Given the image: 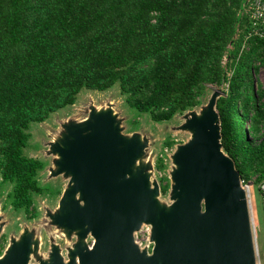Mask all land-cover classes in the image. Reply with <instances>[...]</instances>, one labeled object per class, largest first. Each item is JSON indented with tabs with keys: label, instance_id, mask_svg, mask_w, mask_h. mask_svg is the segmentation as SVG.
<instances>
[{
	"label": "trees",
	"instance_id": "1",
	"mask_svg": "<svg viewBox=\"0 0 264 264\" xmlns=\"http://www.w3.org/2000/svg\"><path fill=\"white\" fill-rule=\"evenodd\" d=\"M247 1L0 0V174L13 182V205L34 217L36 196L48 193L45 159L25 153L31 123L82 89L116 83L155 120L201 104L209 83L226 85L217 101L223 147L242 178L263 180L264 34L253 31L260 24Z\"/></svg>",
	"mask_w": 264,
	"mask_h": 264
},
{
	"label": "water",
	"instance_id": "2",
	"mask_svg": "<svg viewBox=\"0 0 264 264\" xmlns=\"http://www.w3.org/2000/svg\"><path fill=\"white\" fill-rule=\"evenodd\" d=\"M185 110L182 129L191 131L172 154L171 202H163L151 165L138 159L147 145L141 132L125 134L111 108L92 110L67 127L55 144V174H71L58 224L94 236L77 242L69 261L58 248L42 264H259L254 218L234 158L222 143L217 101ZM152 167V166H151ZM150 167V168H151ZM151 227L141 247L135 232ZM24 234L0 255V264H28L31 238Z\"/></svg>",
	"mask_w": 264,
	"mask_h": 264
},
{
	"label": "rangeland",
	"instance_id": "3",
	"mask_svg": "<svg viewBox=\"0 0 264 264\" xmlns=\"http://www.w3.org/2000/svg\"><path fill=\"white\" fill-rule=\"evenodd\" d=\"M257 77L264 82V66L257 72ZM225 87L226 85L209 83L202 104L208 101L213 90L219 88L224 90ZM199 105H197L198 110L201 108ZM104 108L112 109L125 134L137 131L147 138V145L138 163L143 161L152 166L148 169L151 171V180H156L160 184L159 198L163 202H171L170 188L168 187L167 192H163L162 184L167 182L166 176L171 177L174 167L172 154L178 144L187 141L191 136L190 130L180 127L185 119L184 113H177L169 120H155L149 112L128 105L118 83L106 90L82 89L74 104L54 111L47 119L32 122L30 125L31 136L25 147V153L46 161L39 178L42 184L47 185L48 193L36 196L38 215L29 217L24 210H15L12 207L6 198L8 191L13 188V182L1 181L0 174V249L3 252L14 241L21 240L24 234L32 239L33 248L28 264H42L51 261L54 248H58L64 260L69 261L77 242L86 245L93 243L94 236L90 232L82 236L80 235L82 229H70L55 221L54 215L62 211V199L66 197L65 189L70 186L72 176L63 173L55 174L57 154L54 149L57 142L66 141L67 127L70 124L81 122L90 115L92 110ZM168 138L174 139L172 145L165 143ZM159 156L163 157L166 163L164 168L157 166ZM250 181H252L250 204L254 218L259 264H264V190L261 189L259 181L253 179ZM75 264H80L78 257H76Z\"/></svg>",
	"mask_w": 264,
	"mask_h": 264
},
{
	"label": "built area",
	"instance_id": "4",
	"mask_svg": "<svg viewBox=\"0 0 264 264\" xmlns=\"http://www.w3.org/2000/svg\"><path fill=\"white\" fill-rule=\"evenodd\" d=\"M245 10L250 12L254 26L260 24L258 28L253 27V31L264 34L261 29V25L264 23V0H248L245 5ZM251 182L250 180L241 178L242 186L247 190L249 199H251ZM260 187L264 190V179L260 181ZM150 237L151 227L147 223H143L141 228L135 232V240L141 247H144L150 242Z\"/></svg>",
	"mask_w": 264,
	"mask_h": 264
},
{
	"label": "flooded vegetation",
	"instance_id": "5",
	"mask_svg": "<svg viewBox=\"0 0 264 264\" xmlns=\"http://www.w3.org/2000/svg\"><path fill=\"white\" fill-rule=\"evenodd\" d=\"M1 181H3V178H2ZM10 192H11V191H8V193H7V198H6V199H8V201L11 203L12 207H13L15 210H19L18 208H16V207L13 205V203H12V201H11V195H10ZM22 210H23V209H22Z\"/></svg>",
	"mask_w": 264,
	"mask_h": 264
}]
</instances>
